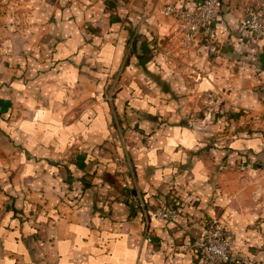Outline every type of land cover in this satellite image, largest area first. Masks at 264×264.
Masks as SVG:
<instances>
[{
    "label": "crops",
    "instance_id": "0c3cea01",
    "mask_svg": "<svg viewBox=\"0 0 264 264\" xmlns=\"http://www.w3.org/2000/svg\"><path fill=\"white\" fill-rule=\"evenodd\" d=\"M194 1L8 3L0 264H200L213 218L236 259L264 264V39L242 26L261 0H229L186 48L162 11ZM139 201L179 206L177 222L154 223V245Z\"/></svg>",
    "mask_w": 264,
    "mask_h": 264
},
{
    "label": "built area",
    "instance_id": "2783aa9c",
    "mask_svg": "<svg viewBox=\"0 0 264 264\" xmlns=\"http://www.w3.org/2000/svg\"><path fill=\"white\" fill-rule=\"evenodd\" d=\"M229 0H195L191 7L178 8L167 6L162 13L173 15L184 27L185 46L192 44L194 35L206 24L215 21L222 12L223 7ZM242 26L248 35L255 40L264 39V0L261 7L254 9L246 7V16ZM175 44L174 42H172ZM117 82L110 89V100H113V92L116 91ZM113 90V92H111ZM124 162L131 166L128 154H125ZM249 164L241 165V172H245ZM132 168V167H131ZM139 209L142 214L143 239L154 245V223L158 220L177 222L180 216L179 206L174 204L170 207L151 208L144 201H139ZM234 237L227 231L220 219L213 218L208 223L203 235L195 242L193 248L200 255V264H247L236 259L234 255Z\"/></svg>",
    "mask_w": 264,
    "mask_h": 264
},
{
    "label": "rangeland",
    "instance_id": "374dc122",
    "mask_svg": "<svg viewBox=\"0 0 264 264\" xmlns=\"http://www.w3.org/2000/svg\"><path fill=\"white\" fill-rule=\"evenodd\" d=\"M13 2V0H8V2H6V3H3L2 5H1V7H2V9L0 8V38H1V31H2V28L4 27V20L3 19H1L4 15H6V13H5V11H6V7H7V5H8V3L9 2ZM5 7V8H4ZM176 7V6H175ZM5 10H4V9ZM179 23H181V22H179ZM173 39H171V41H172ZM173 42V41H172ZM0 44H1V40H0ZM182 46H184V47H186L187 48V46H185L184 45V42H182V44H181ZM189 47V46H188ZM3 61V59L0 57V63ZM113 84V83H112ZM112 84H110L109 85V93H108V97H110V89H111V86H112ZM111 92H113V90L111 91ZM114 95H115V91L113 92V97H114ZM110 99V98H109ZM114 105V104H113ZM227 113H224V115H226ZM247 116H248V114H247ZM264 120V119H263ZM253 122H255V120L253 119V117L252 118H249V120H248V124H250V125H253ZM195 125H198V124H195ZM261 127H262V129L264 130V121L261 123ZM198 126H200V125H198Z\"/></svg>",
    "mask_w": 264,
    "mask_h": 264
},
{
    "label": "water",
    "instance_id": "95a60500",
    "mask_svg": "<svg viewBox=\"0 0 264 264\" xmlns=\"http://www.w3.org/2000/svg\"><path fill=\"white\" fill-rule=\"evenodd\" d=\"M196 128L201 129V126L195 125Z\"/></svg>",
    "mask_w": 264,
    "mask_h": 264
}]
</instances>
